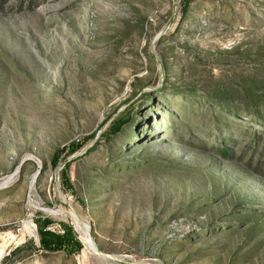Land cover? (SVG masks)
Masks as SVG:
<instances>
[{
  "label": "rangeland",
  "instance_id": "374dc122",
  "mask_svg": "<svg viewBox=\"0 0 264 264\" xmlns=\"http://www.w3.org/2000/svg\"><path fill=\"white\" fill-rule=\"evenodd\" d=\"M0 264H264V0H0Z\"/></svg>",
  "mask_w": 264,
  "mask_h": 264
},
{
  "label": "bare ground",
  "instance_id": "6f19581e",
  "mask_svg": "<svg viewBox=\"0 0 264 264\" xmlns=\"http://www.w3.org/2000/svg\"><path fill=\"white\" fill-rule=\"evenodd\" d=\"M16 177V173H14L13 175H12V177L10 178V182H11V180L13 179V178H15ZM8 181V180H7ZM9 182V181H8ZM9 184V183H8ZM8 184H6V185H8ZM79 222V221H78ZM80 229V228H79ZM82 229V228H81ZM83 230V229H82ZM87 243L91 246V247H93L92 246V243H91V239L90 238H87Z\"/></svg>",
  "mask_w": 264,
  "mask_h": 264
},
{
  "label": "trees",
  "instance_id": "16d2710c",
  "mask_svg": "<svg viewBox=\"0 0 264 264\" xmlns=\"http://www.w3.org/2000/svg\"><path fill=\"white\" fill-rule=\"evenodd\" d=\"M34 248L37 249L36 246H34ZM16 249H17V250H20V249H22V248H21V246H19V247H17ZM15 251H16V250H15Z\"/></svg>",
  "mask_w": 264,
  "mask_h": 264
}]
</instances>
